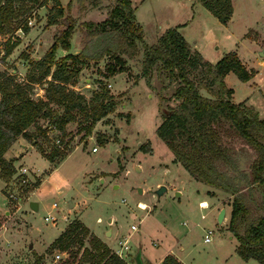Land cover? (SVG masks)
<instances>
[{"label":"rangeland","instance_id":"rangeland-1","mask_svg":"<svg viewBox=\"0 0 264 264\" xmlns=\"http://www.w3.org/2000/svg\"><path fill=\"white\" fill-rule=\"evenodd\" d=\"M41 1L16 4L17 15L8 25V32L0 36V81L13 78L12 82L26 87L34 99H44L45 81L51 77L33 83L29 75L36 72H32L34 62L50 50L54 36L65 30L69 21L73 22L71 48L69 52L58 49L55 60L78 53L83 23L103 21L115 4L114 0H99L97 6L92 5L93 0H60L63 16L49 24L54 1L44 5ZM131 2L135 19L142 27L143 41L138 42L135 57L122 55L128 71L104 78L105 65L110 61L105 56L83 69L76 85L70 87L89 100L103 81L117 103L115 111L96 122L88 136L85 129L89 122L83 114H77V120L66 125V134L57 130L52 119L40 118L28 129L36 142L19 137L8 150L5 158L17 159L12 155H18V162L13 163L16 172L9 180L0 175V264H36V255L43 258L42 264H78L83 250L91 249L89 236L83 243L76 239L66 251L51 247L74 221L89 227L100 237L91 230L90 233L112 252H121L130 264H136L134 257L139 251L144 263L149 264L180 237H184L185 250L180 252L184 264H250L236 255L239 242L228 229L232 196L192 179L156 135L167 112L177 105L172 96L180 81L160 63L147 77L142 69L145 47L155 45L168 29H176L192 51H198L212 64L226 52L237 50L245 65L257 71L254 81L258 86L242 82L232 73L233 80L229 79L227 85L233 89V101H246L264 119V57L259 54L264 51V0H232L233 14L228 25L221 24L199 0ZM29 17L33 24H27L29 30L25 32L19 27ZM13 42L16 46L6 56L7 43ZM198 92L214 98L205 88L198 87ZM50 107L54 116L63 111L57 103L51 102ZM39 128L45 131V137L38 135ZM223 129H228V123ZM221 135L223 143L235 150L239 171H250L255 151L231 132ZM58 138L62 148L56 145ZM25 145L34 148L22 157ZM93 147L97 151L93 152ZM52 151L58 155L50 162L43 155ZM20 166L29 169L31 185L27 190L16 184ZM37 180L42 185L31 197ZM161 185L167 190L157 197L155 190ZM11 194H17L18 199L13 200ZM243 194L252 214L262 215V187L244 188ZM30 200L39 204L37 211L30 209ZM200 201L208 207L200 208ZM140 203L146 208L139 207ZM223 208L226 215L220 224L218 214ZM132 225L137 227L135 231ZM207 229L214 231L210 243L204 242ZM125 239H129L128 248L122 251L120 243Z\"/></svg>","mask_w":264,"mask_h":264},{"label":"trees","instance_id":"trees-1","mask_svg":"<svg viewBox=\"0 0 264 264\" xmlns=\"http://www.w3.org/2000/svg\"><path fill=\"white\" fill-rule=\"evenodd\" d=\"M49 0H42L44 5ZM54 4L49 15V24H55L63 16L64 9L60 0ZM82 2L83 0H79ZM108 16L101 22H85L81 28V50L68 53L55 60L58 49L70 50V39L74 23L69 21L61 33L54 36L50 50L40 60L34 62L29 81L39 83L46 80L44 99H34L31 91L20 83H13L7 77L0 81V175L11 178L16 172L14 162L6 159L5 153L17 138L34 141L35 135L28 129L40 118L52 119L57 130L66 134V125L83 114L89 125L85 135L92 133L96 122L114 112L117 103L110 95L103 81L88 100L74 89L81 71L91 62L105 56L110 61L105 65L104 78L127 72L124 57L133 58L138 53V42L143 41L142 27L135 19L131 0H114ZM223 25H227L233 14L232 0H199ZM38 4L40 0H0V36L8 32V25L17 15L18 3ZM99 0H93L97 6ZM28 31L27 23L19 27ZM16 43H7L5 55L12 53ZM142 74L149 76L151 69L160 63L170 76L180 81L172 99L177 105L165 115L156 130V135L165 143L169 151L196 182L215 191L232 196L228 229L237 238L238 256L244 260H254L264 264V212L253 215L243 194L244 188L255 185L262 187L264 194V119L255 109L244 102L232 101L233 89L225 84V76L233 72L242 82L251 80L256 71L247 69L235 51L226 53L215 64L205 60L198 51H192L185 38L176 30L168 29L155 45L147 46L143 52ZM54 70L52 71V67ZM31 74V73H30ZM193 75V78H191ZM198 87L211 92L214 98L201 96ZM62 106L60 115L54 116L50 103ZM228 123V129H223ZM231 132L256 153L250 171H239L235 150L223 143L222 133ZM38 135L46 136L39 128ZM58 155L52 151L43 155L50 162ZM35 181L34 186H39ZM27 190V189H26ZM264 211V199L261 203ZM90 237L91 249L85 248L78 264H130L112 252L96 235L90 233L84 224L74 221L54 240L51 247L66 251L78 239L83 243ZM43 258L36 255V264ZM159 264H183L173 254H167Z\"/></svg>","mask_w":264,"mask_h":264},{"label":"crops","instance_id":"crops-1","mask_svg":"<svg viewBox=\"0 0 264 264\" xmlns=\"http://www.w3.org/2000/svg\"><path fill=\"white\" fill-rule=\"evenodd\" d=\"M231 20V19H230ZM230 23V21L228 22V24ZM227 24V25H228ZM198 50V49H197ZM230 51H235L236 53H237V55H238V57H239V59L242 61V57H241V55L239 54V52L237 51V50H230ZM230 51H228V52H230ZM78 52V51H77ZM228 52H226V53H228ZM225 53V54H226ZM224 54V55H225ZM223 55V56H224ZM260 57H264V56H262V55H260ZM243 62V61H242ZM244 63V62H243ZM244 65H245V63H244ZM246 66V68L247 69H253V68H251V67H248L247 65H245ZM83 72V71H82ZM257 72V71H256ZM233 72H230V73H228L226 76H225V78H224V81H225V84H226V86L228 87V85H227V81L230 79V80H233V77H231V74H232ZM256 74V73H255ZM255 77H256V75L251 79V80H249L248 82H252L253 83V85L254 86H258L257 85V83L254 81V79H255ZM89 81V80H88ZM247 83V82H246ZM229 88V87H228ZM232 89V88H231ZM232 101H233V96H232ZM234 102V101H233ZM244 102V101H243ZM234 103H236V102H234ZM237 103H240V102H237ZM246 105H248L247 103H246V101L244 102ZM250 106V105H249ZM252 107V106H251ZM26 146V145H25ZM24 147V146H23ZM25 148V147H24ZM34 147H28L27 148V146H26V151L23 153H21L22 154V157H24L25 155H26V153H27V151L28 150H31V149H33ZM10 153V151H7V153H6V155H5V157L6 156H8V154ZM17 154H20V153H18V151H17ZM12 156H17V160L15 161V162H18V155H12ZM6 158H8V157H6ZM51 174H52V172H51ZM43 181V180H42ZM40 185H42V182L39 184V186H37L32 192H31V197H32V195L35 193V191H38V189L40 188ZM30 201H32V200H30ZM203 202H205V201H200L199 203H203ZM30 203V202H29ZM207 204V203H206ZM54 206H55V204H54ZM74 207V206H73ZM226 215V214H225ZM184 224H187V223H184ZM89 228V227H88ZM66 229V228H65ZM64 229V230H65ZM64 230H62L61 231V233L64 231ZM91 230V229H90ZM91 232H93L92 230H91ZM60 233V234H61ZM94 233V232H93ZM94 234H96V233H94ZM97 235V234H96ZM97 236H99V235H97ZM100 237V236H99ZM183 240H184V237H180L175 243H172L171 245H169L168 246V248L169 249H167V250H162V251H160L159 253V255L157 256V257H155L154 256V260L152 261V262H149V264H159L161 261H162V259L165 257V255H167V254H173L175 257H177L181 262H182V258H181V253L180 252H183L185 249L182 247V242H183ZM54 242V241H53ZM52 242V243H53ZM180 244V245H179ZM238 246V245H237ZM237 246H236V249H235V253H236V255L238 256V254H237ZM129 250V249H128ZM142 255V254H141ZM239 257V256H238ZM241 259V258H240ZM126 260V259H125ZM143 260V259H142ZM242 260V259H241ZM244 261V260H243ZM246 263H250V264H258L256 261H254V260H249V261H245ZM143 263H144V261H143ZM183 263V262H182ZM145 264V263H144ZM184 264V263H183Z\"/></svg>","mask_w":264,"mask_h":264},{"label":"built area","instance_id":"built-area-1","mask_svg":"<svg viewBox=\"0 0 264 264\" xmlns=\"http://www.w3.org/2000/svg\"><path fill=\"white\" fill-rule=\"evenodd\" d=\"M26 22L29 26H32V24H33L32 18H30V17L27 18ZM55 142H56V145L58 148H62L61 140L59 138L56 139ZM92 151L93 152L97 151V147H93ZM16 184H18V186L21 190H24V189L28 188L29 185H31L29 169L26 166H20L18 168V172H17V176H16ZM18 197L19 196L17 194H11V198L15 201L18 199ZM199 205H200V208H207L208 207V206L202 207V203H200ZM204 217H205V215L202 216V219H204ZM45 220H48V218L46 217ZM136 229H137V227L135 225L131 226V230L135 231ZM213 234H214V231L212 229H207L205 231V235H204V242L210 243L212 241ZM128 243H129V239H125L124 241H122L120 243V245H121L120 250H122V248L127 249ZM115 254H117L120 258L124 259V256H122V253L119 252L118 250L115 251ZM57 257H60V255H57ZM13 264H21V263L20 262H14Z\"/></svg>","mask_w":264,"mask_h":264},{"label":"water","instance_id":"water-1","mask_svg":"<svg viewBox=\"0 0 264 264\" xmlns=\"http://www.w3.org/2000/svg\"><path fill=\"white\" fill-rule=\"evenodd\" d=\"M260 55L264 56V51L259 53ZM137 171H139V167L136 168ZM167 190V187L165 185H161L159 186L156 190H155V194L157 195V197H161ZM138 191L140 193H142V189L138 188ZM177 196H179V193L176 194ZM73 204L70 203V207H72ZM29 207L31 210L33 211H37L39 208V204L36 201H30L29 203ZM225 214H226V209H221L219 214H218V222L221 224L225 218ZM135 263L136 264H144L142 257H141V252L139 251L135 257H134Z\"/></svg>","mask_w":264,"mask_h":264},{"label":"bare ground","instance_id":"bare-ground-1","mask_svg":"<svg viewBox=\"0 0 264 264\" xmlns=\"http://www.w3.org/2000/svg\"><path fill=\"white\" fill-rule=\"evenodd\" d=\"M139 207H141V208H146V206H145V204L144 203H140V206ZM202 207H207V204H206V202H203L202 203Z\"/></svg>","mask_w":264,"mask_h":264}]
</instances>
